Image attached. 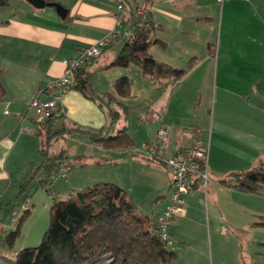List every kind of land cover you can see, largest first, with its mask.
Here are the masks:
<instances>
[{"label": "crops", "instance_id": "obj_1", "mask_svg": "<svg viewBox=\"0 0 264 264\" xmlns=\"http://www.w3.org/2000/svg\"><path fill=\"white\" fill-rule=\"evenodd\" d=\"M52 1L67 10L63 19L53 7L37 9L25 0H10L0 7V210L10 206L21 185L41 171V163L36 170L30 168L29 179L20 185L21 176L8 163L16 137L21 139L22 152L40 156L31 117L20 122L27 102L62 76L63 60L78 58L118 23V0ZM126 1L129 11L145 7L154 38L149 53L157 62L183 69L192 61L177 80L151 79L134 65L99 70L117 56L121 40L84 68L86 76L92 74V85L100 79L105 83L106 89H96L101 94L114 95L113 85L120 77L129 81V97L137 102L138 111L131 114L127 110L129 97L116 98L125 106L126 117L110 105L121 112L114 127H125L132 141L127 156L132 158L142 144L153 141L161 123L169 129L168 157L195 139L208 147L206 192L198 185L190 189L185 215L176 219L170 231L175 240L184 241L172 264H264V227L252 225L264 216V188L261 194H251L219 184L230 173L264 162V0H226L222 5L215 0ZM59 110L67 124L84 132L96 133L110 123L106 106L99 107L74 88L64 96ZM152 113L160 119L149 120ZM26 124L32 125L34 136L23 142V132H30ZM71 134L90 144L80 133L68 137ZM30 163L35 164L31 159L25 161L28 169ZM159 165H146L154 171L151 179L167 192L160 191L163 199L155 201L157 215L169 200L171 180L170 171ZM234 217L243 221L246 238L223 248L218 243L222 224ZM180 227L184 233L178 232ZM3 259L0 264H5Z\"/></svg>", "mask_w": 264, "mask_h": 264}, {"label": "trees", "instance_id": "obj_2", "mask_svg": "<svg viewBox=\"0 0 264 264\" xmlns=\"http://www.w3.org/2000/svg\"><path fill=\"white\" fill-rule=\"evenodd\" d=\"M9 1L0 0V7L7 6ZM118 2L127 9L126 18L131 21L132 26L131 37L126 41L122 40L123 45L117 56L99 70L134 65L143 75L154 80L180 79L192 61L183 69L157 62L149 53L154 43L151 23L145 14L137 15L136 9L129 11L126 0ZM88 64L89 62L76 72L73 88L85 98L96 102L99 107H107L109 126L96 133H88L71 127L62 115L40 122L31 118L35 135L40 139L39 154L42 162L39 169L45 175L39 181L42 186L54 179L64 160L69 164L65 148L61 147L56 154L48 152L51 145L63 140L69 133L78 132L90 144L110 150L133 148L125 127H114L121 112L110 106L116 105L126 117L125 106L116 98L129 97L127 77H120L114 82V95L97 94L92 88V74H84V68ZM27 182L21 185L20 191ZM219 184L242 193L261 194L264 188V162H259L248 170L230 173L221 178ZM28 208L23 209L15 230L6 236L9 247L20 235ZM152 220L134 209L126 192L119 186L113 183H96L71 194L66 200L54 202L49 210L48 227L39 245L18 251L14 264H172L177 259V252L169 250V246L151 235ZM252 225L264 227V216L258 217Z\"/></svg>", "mask_w": 264, "mask_h": 264}, {"label": "rangeland", "instance_id": "obj_3", "mask_svg": "<svg viewBox=\"0 0 264 264\" xmlns=\"http://www.w3.org/2000/svg\"><path fill=\"white\" fill-rule=\"evenodd\" d=\"M98 86L101 87V89H106V85L104 82L101 83V79L99 82L95 81L92 85L93 90L101 94L102 92L96 90ZM132 99L133 98L129 97L128 103L126 104L127 110L130 111L131 114L132 111H138L137 102L132 101ZM31 118L36 120L35 117ZM143 120L144 118L142 121ZM40 121L41 120H36V122ZM25 127L30 128V132H23L24 136L21 137L24 138L23 142H26L25 140L27 137L34 136L32 125L28 126L26 124ZM79 137L78 134H71L65 141L62 142V140H58L48 149L49 154L58 153L61 145H64L66 151L68 150L67 158L69 160L67 161L69 163V170L67 171L66 177L55 175L56 178L54 180L42 186L39 181L43 179L45 175L42 170L38 171L32 180L22 188V191H20L21 188L19 189L18 186L20 191L19 195L17 198L13 199L11 205L7 208L3 207V209L0 210V256L4 258L5 264H13V257H15L18 251L25 248H34L39 245L48 227L49 210L54 202L66 200L70 194H74L82 188L96 183H113L122 187L127 196L132 198L131 201L136 211H141V213L149 218L157 215L155 201L157 200V202H160L163 198H159V194L161 192H167L166 190L162 191V184L155 183V181L151 179V174L154 173V171H150V167L148 168L146 165L156 166V164L159 165V163L148 160L140 151L135 150V156L131 158L127 156L126 152L128 151L126 149L110 150L99 145H90L86 143L82 137ZM38 139L39 138L36 136L34 137V141L37 143ZM16 140L17 144H15V148L8 159V163H13L15 175L21 176V185L29 179L30 168L32 169L34 167V170H36L42 158L38 156L36 152H22L20 137H16ZM30 142L32 141L30 140ZM82 155L86 156L82 157ZM29 159L33 160L35 164H31V162L28 169L25 161ZM89 159H96L101 163H89ZM78 160L81 162L88 161L84 164L82 162L83 165H80L81 162ZM76 161H78V163ZM64 162L65 160L63 163ZM201 202L203 204V199H201ZM25 206L29 207V211L20 228V235L12 246L9 247L6 243V236L11 231L15 230ZM176 219L177 218H175L174 223ZM242 222L241 219L236 217L233 219H224L218 236L219 246L223 248H232L238 243V239L246 238L245 232L241 229ZM196 228L199 230L198 225H196ZM183 231L181 227L180 230H178V232L181 233H184ZM170 238L172 243L168 249L177 252L183 240H181L182 238H176L175 240L174 236L171 235Z\"/></svg>", "mask_w": 264, "mask_h": 264}, {"label": "built area", "instance_id": "obj_4", "mask_svg": "<svg viewBox=\"0 0 264 264\" xmlns=\"http://www.w3.org/2000/svg\"><path fill=\"white\" fill-rule=\"evenodd\" d=\"M218 5H222L226 0H215ZM118 18L117 25L100 39L84 49L78 58L66 59L62 61L64 71L62 76L50 81L43 89L38 90L27 102L25 112L20 118V122L26 118L35 117L42 120L50 117L60 116L59 105L64 96L73 88L76 72L87 62L100 56V54L119 40H128L131 37V21L127 20V12L121 3L117 5ZM145 7L136 9L137 15H144ZM46 95V98H42ZM150 120H159L157 113L148 115ZM169 129L161 123L155 134L153 141L141 145L138 151L148 160L157 162L168 169L171 173L169 184V200L161 212L152 220L150 229L151 235L161 242L170 246V230L175 218L185 215V200L192 189L198 185L206 192L208 182V147L198 139L184 149L177 150L174 155H166ZM68 135L64 136L67 139ZM69 170L65 162L59 167L57 175L66 177ZM56 177H54L55 179ZM53 179V180H54ZM25 206L24 209H27Z\"/></svg>", "mask_w": 264, "mask_h": 264}, {"label": "water", "instance_id": "obj_5", "mask_svg": "<svg viewBox=\"0 0 264 264\" xmlns=\"http://www.w3.org/2000/svg\"><path fill=\"white\" fill-rule=\"evenodd\" d=\"M28 4H30L31 6H33L34 8L40 9L43 8L45 6L47 7H53L57 13V15L63 19L66 14H67V10L64 9L61 5L55 3V2H46L45 0H25Z\"/></svg>", "mask_w": 264, "mask_h": 264}]
</instances>
